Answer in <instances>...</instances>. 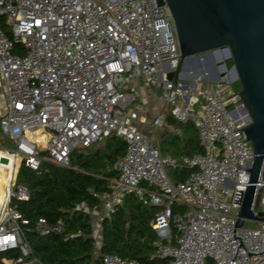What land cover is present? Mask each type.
Masks as SVG:
<instances>
[{"label": "built area", "instance_id": "obj_1", "mask_svg": "<svg viewBox=\"0 0 264 264\" xmlns=\"http://www.w3.org/2000/svg\"><path fill=\"white\" fill-rule=\"evenodd\" d=\"M180 58L173 17L158 0H0V90L7 102L0 134L13 146L0 145V168L12 174L0 207V254L21 253L5 264L39 263L28 260L30 222L12 205L30 199L18 182L21 167L69 168L75 151L111 135L124 139L127 150L115 164L119 177L111 190L95 193L102 202L101 212L91 211L96 229L134 195L157 209L151 227L159 236L157 257L168 264H264V222L238 227L254 160L243 131L248 115L243 120L237 112L243 101L228 76L214 81L213 73L190 69L174 84L168 74ZM138 87L171 108L177 134L179 124L194 122L202 154H162L153 138L168 118L142 128ZM186 167L193 172L175 184L168 169ZM258 196L257 216L264 214L262 175ZM250 222L260 226L247 228ZM36 230L61 234L64 227L42 218ZM104 264L140 263L106 255Z\"/></svg>", "mask_w": 264, "mask_h": 264}, {"label": "trees", "instance_id": "obj_2", "mask_svg": "<svg viewBox=\"0 0 264 264\" xmlns=\"http://www.w3.org/2000/svg\"><path fill=\"white\" fill-rule=\"evenodd\" d=\"M179 127L180 134H169L162 139L159 145L162 154L178 159L202 154L194 122L190 120ZM178 141H182L181 146L169 147ZM126 150V141L111 135L91 148L75 151L69 168L48 162L39 171L21 167L18 182L28 188L30 199L13 201L12 205L30 222L27 239L32 254L28 260L37 259V264H104L106 255H117L140 264L169 263L168 259L157 257L159 236L151 227L157 209L144 205L134 195L126 196L112 217L103 222L101 243L97 247L91 211L102 202L95 193L111 190L112 181L119 177L115 164ZM192 172L187 167L168 169L175 184L186 181ZM5 187L0 181V204L5 199ZM42 218L52 225L61 223L64 232L41 235L36 227ZM78 231L82 235H76ZM68 235L74 236L67 238ZM20 257L19 251L1 253L0 264H5L4 259Z\"/></svg>", "mask_w": 264, "mask_h": 264}, {"label": "water", "instance_id": "obj_3", "mask_svg": "<svg viewBox=\"0 0 264 264\" xmlns=\"http://www.w3.org/2000/svg\"><path fill=\"white\" fill-rule=\"evenodd\" d=\"M158 4L170 10L181 51L177 69L168 74L174 84L182 71L191 69L190 62H201L212 52L225 50L222 71L215 70L212 80L218 81L230 71L231 88L240 95L242 112L248 115L243 131L254 152L238 227L245 220L264 222V214L257 216L253 210L259 205L256 193L261 175L264 179V0H158ZM167 120L175 123L173 117ZM1 162L9 163L6 158Z\"/></svg>", "mask_w": 264, "mask_h": 264}, {"label": "rangeland", "instance_id": "obj_4", "mask_svg": "<svg viewBox=\"0 0 264 264\" xmlns=\"http://www.w3.org/2000/svg\"><path fill=\"white\" fill-rule=\"evenodd\" d=\"M220 61H224V51H222V50L217 51V52H212L209 57L201 58V62L192 61V62H190V65L192 67L193 66L194 67H200L201 70H204L207 67L210 70V72H212L213 75H215V70L219 74L222 71L221 70L222 67L220 66ZM227 76L230 77V71L228 72ZM4 97H5V95H4L3 90H0V100L2 101L4 99ZM139 105H140L139 101L136 102L135 106L138 107ZM170 111H171V108L169 106H165V111H164L162 116L165 119H167L170 116V113H171ZM237 112H238L239 116L241 115V117H244V119L246 118V115H244L241 110L238 109ZM151 118H152V116H151ZM151 121H150V123H151ZM150 123H147V124H150ZM166 131H168L169 133H167ZM169 134H177V133L175 132V128H173V126H170V125L167 124L163 129H159V131L157 132V134L153 138L154 139V143L157 144V145H160L162 139L167 137V135H169ZM181 144H182V141H178L175 145H169V147H171L172 149H175L178 146H181ZM0 145L4 146V147H10V148L13 147L10 144V142L8 140L4 139V138H2V142H1ZM11 175L12 174H11L10 170L3 169L0 172V181H1V183L7 185L8 181L11 178ZM1 204H3V203H1ZM1 204H0V206H1ZM101 211H102V207H99V209L97 211L93 212V214H98ZM259 226H260V223H256V222L247 223V228H256V227H259ZM101 232H102V230H101L100 227L99 228L97 227V229L95 228V236L98 238V240L102 236ZM98 246H99V244H98Z\"/></svg>", "mask_w": 264, "mask_h": 264}, {"label": "crops", "instance_id": "obj_5", "mask_svg": "<svg viewBox=\"0 0 264 264\" xmlns=\"http://www.w3.org/2000/svg\"><path fill=\"white\" fill-rule=\"evenodd\" d=\"M189 67L192 69V71H199L200 70V68L194 67V66L192 67L190 64H189ZM200 71H202V70H200ZM137 90L139 92V103H140V105L138 107L141 108V110H142V117H143V120L145 122V124H143V126H142V128L144 129L146 126L149 125L147 123H150L151 120L163 115V113L165 111V105L163 102H161L157 99H148L147 98V92L142 87H138ZM6 105H7V102H6V99L4 97V99L2 101L0 100V114H3L5 112ZM151 116H152V118H151ZM168 125L173 126V128H175V123L173 124V123L168 122ZM166 132L169 133L168 131H166ZM92 223H93V219H92ZM94 233H95V227H94ZM101 237L99 240L97 238V247L100 246ZM98 244H99V246H98Z\"/></svg>", "mask_w": 264, "mask_h": 264}, {"label": "bare ground", "instance_id": "obj_6", "mask_svg": "<svg viewBox=\"0 0 264 264\" xmlns=\"http://www.w3.org/2000/svg\"><path fill=\"white\" fill-rule=\"evenodd\" d=\"M201 70V69H200ZM202 71H205V73H206V75H212V72H210V70L206 67L204 70H202ZM201 71V72H202ZM240 117H241V115H240ZM241 119H243L244 120V117H241ZM9 182V181H8ZM8 184V183H7Z\"/></svg>", "mask_w": 264, "mask_h": 264}]
</instances>
